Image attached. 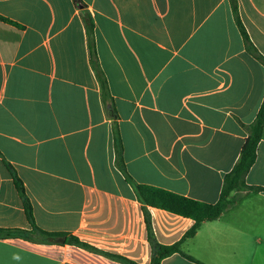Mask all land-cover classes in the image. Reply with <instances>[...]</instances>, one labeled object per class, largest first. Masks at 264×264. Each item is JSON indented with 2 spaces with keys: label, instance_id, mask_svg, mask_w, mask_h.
<instances>
[{
  "label": "crops",
  "instance_id": "obj_1",
  "mask_svg": "<svg viewBox=\"0 0 264 264\" xmlns=\"http://www.w3.org/2000/svg\"><path fill=\"white\" fill-rule=\"evenodd\" d=\"M264 0H0V264H151L137 185L216 204L264 99ZM87 18L92 21L88 29ZM105 77V104L96 70ZM113 102V104H111ZM11 165L22 180L31 226ZM232 205L182 250L264 264V138ZM161 245L194 221L148 208ZM77 238L88 247L70 244ZM162 264H198L180 254Z\"/></svg>",
  "mask_w": 264,
  "mask_h": 264
},
{
  "label": "trees",
  "instance_id": "obj_2",
  "mask_svg": "<svg viewBox=\"0 0 264 264\" xmlns=\"http://www.w3.org/2000/svg\"><path fill=\"white\" fill-rule=\"evenodd\" d=\"M233 13L236 24L243 36V39L245 40L248 52L252 54L257 60H259L264 65V57L259 53V51L255 48V46L251 42L250 37L239 17L237 6L234 4H233ZM0 21L20 29L24 28L20 24L3 16H0ZM86 21L89 29L90 27H92V21L90 18H87ZM96 73L101 86V93L103 100L105 104H109L110 100L108 96L107 81L98 69L96 70ZM111 104H113V102ZM248 132L249 134L242 146L238 163L235 165L232 172L225 177V181L219 201L216 204H207L162 189H158L155 187L135 184L127 174L125 164L122 158V148H121L119 133L117 128H115V148H116V156H117L116 159L117 167L123 173L125 179L133 186L138 200L143 205L145 221L149 233V242L151 244V249H152L151 264H162L163 260L175 254H180L190 261L196 262L198 264H202L198 262L194 257L186 254L182 250V244L186 240L194 238L205 222L216 221L222 216V214L232 205L231 195L233 194V192L242 189L258 190V188L247 186L245 182V177L247 176V174L249 173V171L256 162L258 147L260 142L264 138V99L255 121L248 127ZM8 166L10 168L11 173L13 174L17 191L21 197L27 218L31 226H33L35 230L39 231L41 234L50 237L57 236L53 234L44 233L43 231L39 230V228L36 226L35 219L33 216V209L30 200L27 196L24 184L17 175L14 168L11 165ZM148 208L161 209L185 218L192 219L194 221V225L184 235L183 239L180 242L175 243L173 245H161L157 243V241L153 236ZM27 234L28 232L23 230L0 228L1 239H11L17 236H27ZM68 242L70 244H76V245L88 247L87 245L81 243L77 238L71 237L68 239ZM122 260L126 264H136L127 259H122Z\"/></svg>",
  "mask_w": 264,
  "mask_h": 264
}]
</instances>
